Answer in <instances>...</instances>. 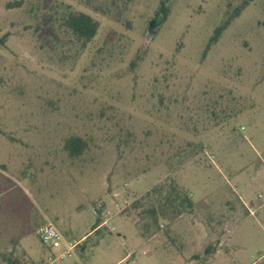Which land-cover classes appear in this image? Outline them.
<instances>
[{"label":"rangeland","instance_id":"1","mask_svg":"<svg viewBox=\"0 0 264 264\" xmlns=\"http://www.w3.org/2000/svg\"><path fill=\"white\" fill-rule=\"evenodd\" d=\"M243 1L0 0V264L108 210L58 264H264V0Z\"/></svg>","mask_w":264,"mask_h":264},{"label":"trees","instance_id":"2","mask_svg":"<svg viewBox=\"0 0 264 264\" xmlns=\"http://www.w3.org/2000/svg\"><path fill=\"white\" fill-rule=\"evenodd\" d=\"M254 0H244L242 5L237 9L236 16H239L241 12L249 6ZM160 12L163 14V18L166 19L168 16V8L164 2L160 7ZM230 20L226 21L222 26L218 27L215 30L214 36L211 38L208 49L212 44L218 42L224 30L229 26ZM65 25L80 39L84 42L91 41L98 32V22L95 21L91 16L80 13V14H70L65 19ZM3 43V40H0ZM86 141L80 137H71L66 142V149L71 156L77 157L80 156L83 151L86 149Z\"/></svg>","mask_w":264,"mask_h":264},{"label":"built area","instance_id":"3","mask_svg":"<svg viewBox=\"0 0 264 264\" xmlns=\"http://www.w3.org/2000/svg\"><path fill=\"white\" fill-rule=\"evenodd\" d=\"M118 212L120 213V211ZM106 216L107 219L104 225H108L109 220L114 215L108 210ZM37 236L41 243L51 252V256L45 264H58L65 257H77L76 250L80 242L68 240L52 221H47L39 227Z\"/></svg>","mask_w":264,"mask_h":264},{"label":"crops","instance_id":"4","mask_svg":"<svg viewBox=\"0 0 264 264\" xmlns=\"http://www.w3.org/2000/svg\"><path fill=\"white\" fill-rule=\"evenodd\" d=\"M47 221H49V219L48 218H46L45 220H44V222L40 225V226H38V227H41L42 225H44ZM104 225V223L103 224H99L98 226H96L95 228H94V230H91L90 232H88V233H86V234H84V236L80 239V240H76L75 239V241H78V242H82V241H84L88 236H90L91 234H92V232H95V231H97L98 229H100L102 226ZM70 226V225H69ZM38 227L37 228H35V232L34 233H36L37 234V230H38ZM69 230L70 231H72V228H69ZM47 251H45L46 253H48V256L50 257L51 256V252L48 250V249H46ZM34 251H31V253H33ZM34 253H37L36 251L34 252ZM45 253V254H46ZM38 254H39V256L41 257V258H45L46 259V257L44 256L45 254H44V252H43V250H39L38 251ZM145 254H148L149 256L148 257H150L152 260H153V254L152 253H145ZM135 256H136V254H134ZM129 256V255H128Z\"/></svg>","mask_w":264,"mask_h":264}]
</instances>
